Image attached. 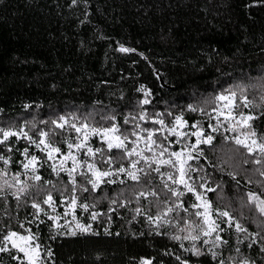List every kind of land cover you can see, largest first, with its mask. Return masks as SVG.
<instances>
[{
    "label": "trees",
    "instance_id": "1",
    "mask_svg": "<svg viewBox=\"0 0 264 264\" xmlns=\"http://www.w3.org/2000/svg\"><path fill=\"white\" fill-rule=\"evenodd\" d=\"M121 45L135 51L121 52ZM261 78H264V0H77L74 5L71 0H0V126L19 127L31 122L25 130L38 140L32 124L37 129L51 131L54 128L51 121L61 115L88 118L96 126L117 123L122 130L131 132L137 123L142 128H159L151 122L157 112L164 114L169 126L175 115L183 114L188 122L184 131H195L191 125L199 121L205 134L215 137L212 145H199L203 157L189 161L198 169L190 172L189 182L212 203L214 218L215 209H227L252 233H264V218L246 205V193L249 190L264 193L261 187L264 177L257 171L264 164L253 163L258 153L249 155L231 139L241 135L243 129L239 126L236 131L231 130L222 116L217 131L213 132L209 125L217 126V119L212 118L216 115L212 111L216 95L237 84L258 83ZM142 87L149 96L140 90ZM259 96V91L249 92V98L257 104ZM144 99L150 103L141 104ZM189 105L197 111H189ZM238 111L256 116L253 126L264 135V108L241 107ZM141 112L148 119L139 120ZM168 112L173 115H167ZM108 116H114L115 120L102 119ZM126 117L128 124L124 123ZM55 133L53 144L66 152L65 141L75 136L69 135L72 131L67 126L64 130L55 129ZM157 138L163 139L159 133ZM195 140L189 136L183 144H178L174 136H169L164 143L171 141L170 150L180 151L184 144ZM13 143L20 150L29 147V153L40 158L42 167L38 173L43 180L30 190L29 196L22 198L19 206L11 196L0 199V230L6 233L5 226H10L23 233L20 224L30 228L38 235L42 247H50L54 253L48 264H140L141 258L151 260L152 264H179L176 256L189 259L191 264H215L210 255L191 256L180 247V242L170 238L183 226L178 224L180 216L197 219L195 209L190 207L197 203L195 195L182 185L173 187L185 192L179 201L188 211H180L179 216L170 213L168 218L172 223L161 227L148 223L144 215L136 216L135 208L142 207L144 213L155 216L165 205L150 208L149 202L154 205V197L137 202L135 194L146 189L124 174L118 179H124L125 184L105 183L95 193H78L80 202L95 204L87 212L77 208L76 215L83 223L91 224L97 235H57L50 227L52 221L44 215L40 216L43 223H28L35 212L31 207L33 200L51 214V209L43 204L49 191L57 202L56 211L63 216L66 205L61 206L60 202L72 195V185L65 173L59 177L52 173V161L47 160L44 152L29 146L26 140L15 142L13 138ZM90 145L104 147L105 158L114 157L113 169L121 164L126 166L128 159H121L122 152L107 153L98 137H93ZM12 158L23 160L19 152L12 153ZM96 160L99 162L101 157L97 156ZM98 166L104 170L109 167L103 163ZM19 170L20 164L13 163L8 178ZM168 170L174 171L167 166L161 169L165 173ZM229 173L235 174L236 180ZM151 177L153 184L148 187L154 188L162 201L179 202L163 188L160 176L152 172ZM76 179L86 185L85 178L77 175ZM43 181H52L55 189ZM205 181L206 187L216 191L207 192L198 187ZM122 191L123 198L130 203L124 207L112 205V199H123L119 197ZM110 207L115 211L110 212ZM91 211L102 215L93 221ZM67 219L71 221V215ZM63 223L61 220L60 224ZM221 226L225 231L220 235L228 243L219 251L226 264L237 255V246L255 264H264V252L259 244L251 249L247 247L248 241L238 245L234 229L226 224ZM105 229L111 234H105ZM61 231L66 232L67 228ZM157 231L161 234L157 235ZM183 243L190 246L188 241ZM204 251L207 252V247ZM13 255L22 254L0 253V264H18Z\"/></svg>",
    "mask_w": 264,
    "mask_h": 264
},
{
    "label": "snow or ice",
    "instance_id": "2",
    "mask_svg": "<svg viewBox=\"0 0 264 264\" xmlns=\"http://www.w3.org/2000/svg\"><path fill=\"white\" fill-rule=\"evenodd\" d=\"M86 2V0H85ZM77 0H71V4L74 5ZM71 6V5H70ZM119 51L121 52H133L135 49L126 48L123 45L120 46ZM144 91L143 87L140 89ZM250 91H259L260 103L257 104L254 99L249 98ZM144 95L147 97L150 95L149 92L144 91ZM215 107L212 111L216 114L214 119H217V126L212 127L213 132L218 130L220 126L219 117L223 116L224 120L228 122L229 128L236 131V127L239 126L243 131H241L240 136L232 137L234 143L247 150L249 155L258 153V157L252 162L257 165L264 164V135L258 133L254 126L253 121L257 119L256 116L251 113H245L243 111H238V109L243 108H264V78L258 83L249 84H237L235 86L225 89L220 94L216 95ZM141 104H149L148 99L140 101ZM25 105V108H28ZM189 111H197V108L193 105L188 106ZM203 112V109H200ZM163 113L157 112L155 117L152 118V123L159 125V128H142L139 123L135 124L131 132L122 130L117 123H112L111 126H96L89 122L88 118L81 120L74 114L69 116L61 115L58 119H53L51 124L54 128L51 131H45L43 129H37L36 125L33 123V129L38 132L39 139H35L33 135L26 131L27 126L21 125L17 127L15 124L8 126H0V163L3 167H0V199H5L7 196L13 197L19 206V202L23 197L29 196L30 190L37 187L39 182L43 180V177L38 173V168L42 167L41 160L38 156L29 153V147H24L23 150L14 146L13 138L15 142L20 140H26L29 146H35L39 151L44 152L47 160L52 161L50 167L52 173L57 177L61 173H65L68 177V183L72 185V195L65 197L61 200V206L66 205L63 216L56 211L57 202L53 198V194L49 191L43 200V204L47 205L51 209V214L47 212L41 203L33 200L31 207L35 210L33 213V220L28 221L32 223L34 221H39L40 216H47V219L52 221L51 229L57 235H70L77 236L81 235H97L91 224H82L79 218L76 216V209L80 208L87 212L90 208H94L95 204H89L87 202H80L81 197L78 193H95L100 189L102 184H125L124 179H118L120 174H124L127 179L137 183L143 184L144 189L140 190L135 194L137 202L141 198L147 199L148 197L156 198L155 203L149 202V207L155 206L159 208L160 204L163 203L165 207L157 212L155 216L149 213H144L142 207L135 208L136 216L144 215L147 222L154 224L157 227L163 226V224H171L172 221L168 218L170 213H176L179 216V212H187L188 209L184 206L179 198L185 195L184 191H180L179 188L173 187V185H182L183 188L190 193L195 195L197 203L192 204L190 207L195 209L194 216L196 220L185 219L183 216L179 217L178 224L183 226L178 227V234H173L170 238L174 241L180 242V247L191 256L201 257L204 255H210L215 261V264H226L225 259L222 257V253L219 251L223 246H225L228 241L224 240L220 235L221 232L225 231L221 225L226 224L228 228L234 229L237 233V244H243L248 241L247 247L249 249L253 248L254 245H260V251L264 252V233L256 232L252 233L249 229L238 220L230 211L227 209H215V218L213 216V205L204 196L203 193L197 191V188L193 183L189 181L192 179L190 172L198 171V169L193 168L189 161L196 159L199 160L203 157V149L199 148V145H212L215 139L214 136L210 134H205L204 129L201 127L199 121L191 125L192 129L195 131L186 132L183 129L188 127V122L184 119L183 114L175 115L174 119L171 121V125L166 124L163 118ZM167 115L172 116L171 112ZM209 115H211L209 113ZM106 120H115L114 116L102 117ZM132 119H136L132 117ZM148 116L146 113L141 112L139 115V120H146ZM77 121H80L77 123ZM129 118L126 117L124 120L125 124H128ZM234 122V124H233ZM41 123H47V121H41ZM69 130L74 131L77 136L76 140L71 139L66 140L68 152L62 153L61 148L55 146L52 142L53 136L56 134L55 129L64 130L65 127ZM136 129H139L137 131ZM227 130V129H226ZM142 133H145L142 135ZM157 133H159L163 139L157 138ZM169 136H174L176 138V143L183 144V142L189 137H195V143L184 144L180 151H171L170 145L171 141L165 145L164 141L168 140ZM241 136L243 138H241ZM93 137H99L102 145L106 146L107 153L111 154L113 150H119L122 152L121 159L127 158L129 163L128 166L121 164L120 167L113 169L112 165L115 163L114 157L112 155H107L105 158V148H93L90 145V140ZM130 137H135L134 140ZM225 140H229V137H225ZM140 142H143L144 147H139ZM131 145V146H130ZM75 150V152L73 151ZM82 150H86L83 151ZM19 152L23 157L21 161H13L12 153ZM82 156H87L90 159L85 160L78 157L75 153H81ZM145 153H151V155H146ZM196 153V155H193ZM100 156L101 160L97 162L96 157ZM167 156V158H165ZM59 157V158H58ZM136 157V159H132ZM58 158V159H57ZM71 161V166L68 167V162ZM13 163H19L21 170L13 172L11 174V179L8 178L10 167ZM98 163L107 164L108 170H104L98 166ZM247 163V161H246ZM143 164V166H141ZM167 166L174 171H169L167 173L162 172V167ZM78 170H80L78 172ZM259 175L264 177V168L257 169ZM155 172L160 176L163 188L167 192L171 193V196L176 197L179 202L169 204L167 200H161L159 198V193L154 190V188H149V185L153 184V179L151 173ZM30 173V175H29ZM80 175L85 178L86 185L78 183L76 176ZM233 180H236V175L229 173ZM26 177L27 179H22ZM166 177V179H164ZM203 179V178H201ZM31 180L32 183H28ZM171 181V185L168 183ZM45 184H51L55 189V184L52 181H43ZM251 183V181H248ZM87 185H90L88 187ZM237 185L239 186V181L237 180ZM199 188H205L207 192H214L216 189L211 187H206V181L199 184ZM219 187V186H218ZM264 188V185H261ZM67 191V188L64 189ZM246 205L253 208L259 217L264 218V193H257L255 191L249 190L247 193ZM119 197L123 198V191L119 193ZM87 198H85L86 200ZM130 201L126 198L123 199H112V205H118L120 207L127 206ZM109 211H115L114 208L110 207ZM71 215L72 220L69 221L67 217ZM102 214L93 211L91 213V219L96 221ZM135 219V216L133 217ZM63 220L64 223L60 224ZM74 225V226H73ZM177 227V225H172ZM7 228L6 233L0 230V253L3 252H15L22 255H13L12 259L17 260L18 264H48V261L54 256L51 248H43L38 242L39 237L32 230L25 229L24 224H20V228L24 230L23 233L12 230L10 226H5ZM67 228V231H61V229ZM105 234L110 235L111 233L105 229ZM157 235L161 233L156 232ZM119 235V233H116ZM240 237H243L242 239ZM55 238L54 236L52 237ZM183 241L190 242L189 247H185ZM197 242H200L199 245ZM207 247V252L204 248ZM236 256L230 257L227 264H255V261L250 257L244 256L241 248L239 246L235 247ZM176 260L179 264H191L189 259H183L180 256H176ZM140 264H152L151 260L141 258Z\"/></svg>",
    "mask_w": 264,
    "mask_h": 264
},
{
    "label": "rangeland",
    "instance_id": "3",
    "mask_svg": "<svg viewBox=\"0 0 264 264\" xmlns=\"http://www.w3.org/2000/svg\"><path fill=\"white\" fill-rule=\"evenodd\" d=\"M223 117V116H222ZM72 131V130H71ZM138 131V130H137ZM128 132V131H127ZM70 136H75V137H73L72 138V141H75L76 140V136H77V134L74 132V131H72V133L71 134H69ZM99 138V137H98ZM241 138H243L242 136H241ZM100 139V138H99ZM130 139H132V140H134L135 139V137H130ZM139 147H144V144H143V142H140V144H139ZM74 152H75V150H73ZM83 151H86V150H82V152ZM68 152V149H67V151L66 152H62V153H67ZM82 152L81 153H75L78 157H81L82 159H85V160H88V159H90L89 157L87 158H85V156H82ZM146 155H151V153L150 154H147V153H145ZM59 158V157H58ZM57 158V159H58ZM165 158H167V156L165 157ZM135 159H136V157H135ZM128 163H129V161L127 160V163H126V166H128ZM142 166H143V164H141ZM68 167H70L71 166V161H69L68 162V165H67ZM80 170H78V172H79ZM168 172H169V170H168ZM171 182V181H170ZM132 193H135V191L134 192H132ZM91 213H92V211H91ZM77 216V215H76ZM78 217V216H77ZM79 218V217H78ZM79 220H80V222L82 223V224H85V223H83L82 221H81V219L79 218ZM74 226V225H73Z\"/></svg>",
    "mask_w": 264,
    "mask_h": 264
}]
</instances>
